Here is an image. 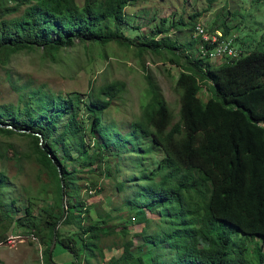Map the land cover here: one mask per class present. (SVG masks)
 Returning a JSON list of instances; mask_svg holds the SVG:
<instances>
[{"label":"trees","instance_id":"1","mask_svg":"<svg viewBox=\"0 0 264 264\" xmlns=\"http://www.w3.org/2000/svg\"><path fill=\"white\" fill-rule=\"evenodd\" d=\"M136 1L0 0L3 64L10 54L36 47L52 59L77 41L115 42L134 46L140 53L160 54L167 49L176 55L175 50H188L182 63L179 57L167 59L180 68L175 83L180 94L176 120L149 75L145 76L149 99L141 103L139 117L125 127L106 124L102 116L126 89L120 79L101 83L87 94L32 90L30 104L23 108L1 105L0 123L10 127L0 125V133L27 136L29 157L47 171L54 186L51 205L35 213L29 198L25 206L15 205L10 212L1 197L8 176L0 170V226L7 222L38 232L48 243L46 264H53L48 256L53 237L71 254L73 264H103L105 247L100 241L116 234L120 242L113 246L121 252L107 264H264V49L242 52V46H234L239 56L213 65L207 56L191 52L196 45L210 50L216 44L195 35L198 13L191 14L188 22L174 20L168 27L163 18L141 37L125 12ZM214 1L207 0L208 5ZM177 24L193 33L187 43L178 46L157 37L172 27L184 29ZM222 26L219 40L229 33ZM238 39L235 36L233 41ZM202 84L211 89L204 102L198 97ZM158 151L163 156L149 170V157ZM116 154H125L131 169L142 170L140 175L133 173L143 181L141 187L125 197L143 225L132 237L126 227L117 232L108 225L109 216L97 213L94 219V205L78 200L82 188L78 167L86 172L92 166L101 168ZM0 156L4 155L0 152ZM121 168L118 163L108 165L107 172L116 177ZM85 188L101 190L96 180ZM117 189L127 192L123 181ZM14 202L15 197L10 203ZM143 207L159 213L156 231H147L150 220ZM58 223L76 226L81 245L74 237L62 235ZM134 237L140 240L137 245ZM258 240L261 243L255 248ZM51 258L57 263L53 251Z\"/></svg>","mask_w":264,"mask_h":264},{"label":"rangeland","instance_id":"2","mask_svg":"<svg viewBox=\"0 0 264 264\" xmlns=\"http://www.w3.org/2000/svg\"><path fill=\"white\" fill-rule=\"evenodd\" d=\"M77 3L81 4L82 0H77ZM125 12L130 18V24L139 27L141 37L155 29L163 18L166 19L165 24L168 27L174 20L182 19L188 22L191 14L198 13L197 24L206 27L210 34L215 32L209 29L211 27L222 32V24L227 26L229 33L225 37H238V40L233 41V45L242 46V49L239 48L242 52L264 49V0H216L210 5L207 0H138L128 5ZM177 25L184 29L172 27L167 34L160 33L157 37H164L165 41L182 46L191 40L193 33L185 26ZM126 31L131 33L129 29ZM186 51L188 52L187 49L175 50L176 55L167 49H161L160 54L151 51L140 53L134 46H120L115 42L100 45L78 41L71 47L59 50L52 59L41 47L18 51L8 56L6 64L0 61V106L23 108L25 103L30 104L29 94L32 90L87 94L96 90L101 83L120 79L125 82L126 89L113 100L102 116L106 124L125 127L139 117L141 103L149 99L150 91L145 79V76L149 75L167 102L173 120H176L180 94L175 83L180 68L167 59L179 57L182 63L183 53ZM191 52L205 56L199 45L193 46ZM209 61L213 65L221 64V61L215 58H209ZM209 96L210 87L208 84H202L198 93L199 99L204 102ZM68 138L71 139L72 135ZM28 140L24 134L0 133V152L4 155L0 156V170L8 176L6 186L1 188V197L10 212L15 211V205L25 206L29 198L34 203L35 213L39 212L42 206L52 204L54 182L47 171L29 157ZM131 155H134V152ZM162 156L160 151L153 152L149 157L148 169H154ZM124 157L125 154L110 156L101 168L92 166L89 172L78 167L77 171L82 169L77 173V180L82 186L78 200L79 204L94 205L96 211H91L94 219L98 218L97 213L105 218L109 216L111 219L108 225L117 232L126 227L128 236L132 237L143 225L137 221L136 208H132L125 197L128 193L133 196L141 187L143 181L135 178L133 173L140 175L142 170L131 169L129 160ZM117 163L122 170L116 177L109 176L108 165L112 167ZM67 165L71 168L70 164ZM149 170L143 173H149ZM90 180H96V188H101L99 192L85 188ZM122 181L127 187V192L117 189L118 183ZM14 197L15 202L11 204L10 201ZM139 202H143V197ZM142 209L150 220L147 231H156L157 225L161 223L159 213L149 211L146 207ZM18 214L23 215L21 212ZM56 227L62 235L74 237L77 245H81L77 237L79 229L76 226L58 223ZM33 236L37 237V240L32 239ZM133 241L136 245L140 243L136 237ZM113 242H120L119 234L107 236L100 241L103 248L105 247L103 264H107L113 255H119L121 252L113 246ZM260 243L258 240L253 246L256 248ZM47 244L34 230H26L7 222L0 226L1 264H46L44 250ZM53 258L58 264H73L71 254L59 244L54 245ZM92 261L95 263L97 260Z\"/></svg>","mask_w":264,"mask_h":264},{"label":"built area","instance_id":"3","mask_svg":"<svg viewBox=\"0 0 264 264\" xmlns=\"http://www.w3.org/2000/svg\"><path fill=\"white\" fill-rule=\"evenodd\" d=\"M197 34H202L203 40L210 44L216 43L210 50H206L203 48V46L199 47L201 48L203 54H205V56L210 59L215 58L221 62H224L231 59L232 57H237L240 54L237 48L232 45L234 36L219 40V38L222 37L221 31L216 30L214 34H210L204 30L201 24L197 25V31L195 32V35ZM32 239L37 240V237L33 236Z\"/></svg>","mask_w":264,"mask_h":264},{"label":"water","instance_id":"4","mask_svg":"<svg viewBox=\"0 0 264 264\" xmlns=\"http://www.w3.org/2000/svg\"><path fill=\"white\" fill-rule=\"evenodd\" d=\"M0 125H3V126H5V127H10V125H8V124H2V123H0ZM20 131H22V130H20ZM60 175H61V174H60ZM63 210H64V209H63ZM54 245H55V237H53L52 242H51V244H50V247H49V250H48V256H49V259L52 261L53 264H57V263H55V262L52 260V258H51V255H52V251H53Z\"/></svg>","mask_w":264,"mask_h":264}]
</instances>
